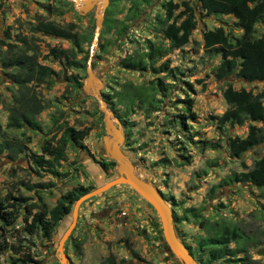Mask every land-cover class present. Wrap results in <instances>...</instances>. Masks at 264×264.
Instances as JSON below:
<instances>
[{
    "label": "rangeland",
    "instance_id": "rangeland-1",
    "mask_svg": "<svg viewBox=\"0 0 264 264\" xmlns=\"http://www.w3.org/2000/svg\"><path fill=\"white\" fill-rule=\"evenodd\" d=\"M165 1L147 0L129 21L125 15L130 0H108L105 9L110 27H100L90 59L101 83L100 95H113L126 80L135 85L154 82L159 98L156 109L146 113L142 107L126 111L120 107L123 120L115 118L123 137L120 147L136 171L162 193L172 210L178 238L194 253L198 264L205 261V252L197 251L195 243L205 232L188 216L190 207L199 209L203 217L233 221L250 235H257L260 243L248 248V255L251 264H264V185L256 188L227 177L249 169L254 159L264 154L263 140L240 157H232L229 139L243 137L250 124L264 127V122L245 119L239 124H219L216 120L227 107L221 94L226 81L234 88L256 93L264 91V80L216 79L213 67L220 61V54L202 46L203 32L217 26H222L228 36L239 35L241 30L235 26L234 18L205 14L194 0H172L178 4L173 15L183 9L182 1L193 8L196 23L188 41L179 48L167 47L166 53L149 61L144 70H127L119 64L120 57L142 50L147 40H162L167 46L157 20L164 15ZM94 11L95 6L78 14L68 0H0V198L8 191L50 208L66 191L79 186L89 191L116 174L115 165L107 166L100 160V156L107 158L101 140L106 133L97 101L83 88L85 66H69L65 58H57L50 51L64 50L74 60L89 54ZM38 20L60 26L72 24L80 40L86 39L81 51L69 39L31 31L30 26ZM254 34L264 37V21L254 24ZM18 35L27 38L26 47L34 50L36 61L56 73L51 80L28 83L44 105L36 116L39 127L35 129L6 124L7 107L17 86L8 76L11 68L2 63L20 50L22 42L15 40ZM1 41L16 44V49H8ZM163 63L166 68H162ZM70 75L82 82L79 88L68 78ZM187 99L191 100L192 115L182 119L180 115H187ZM63 126L87 128L81 140L83 146H66L64 160L51 170L35 166L31 155L39 154V144L44 140L55 142ZM6 140L21 152L13 154L2 149L1 143ZM23 223V210H19L6 230L0 226V264H59L57 242L71 223V213L55 225L50 236L40 229L27 233ZM8 244L17 247L18 253ZM163 246L160 219L153 207L130 186L117 184L80 203L63 252L68 264H178ZM25 254L30 261H21ZM207 264L238 263L218 260Z\"/></svg>",
    "mask_w": 264,
    "mask_h": 264
},
{
    "label": "trees",
    "instance_id": "trees-1",
    "mask_svg": "<svg viewBox=\"0 0 264 264\" xmlns=\"http://www.w3.org/2000/svg\"><path fill=\"white\" fill-rule=\"evenodd\" d=\"M147 0H130V5L125 15V19L131 21L139 12L140 5ZM201 11L205 14H224L231 15L235 20V26L241 30L237 36H228L222 26L208 29L202 34V46L205 50L220 54V61L213 67L216 79H226L237 77L247 82L264 80V37L255 36L254 24L264 21V0H194ZM183 9L173 15V10L178 8V4L172 0L163 3L164 15L158 17V24L161 38L167 41V46L162 40H147L142 50H135L119 58V64L127 70H144L153 58L162 57L168 48H179L183 46L189 38L191 30L195 27V15L193 8L186 1H182ZM105 9L101 26L110 27V18ZM33 32L58 36L71 40L77 51H81L85 38L80 37L72 29V24L60 26L50 21L38 20L30 26ZM123 30V28L121 29ZM7 32V31H6ZM22 42L20 50L15 52L2 66L10 67L9 78L16 84V93L12 95V102L8 105L7 126L19 128L26 126L31 129L39 127L36 116L44 108V105L36 97L33 90L28 85L41 83L44 79L51 80L55 76V71L49 66L40 64L36 61L31 47L25 36L15 39ZM8 49H16V44L1 41ZM51 53L57 58H65L69 66L84 68L88 53H84L78 59H69L64 50L50 49ZM73 55V54H72ZM166 68V63L163 67ZM167 71V70H166ZM170 70L168 69V72ZM169 74V73H168ZM78 88L82 82L73 75L70 77ZM48 82V81H47ZM157 88L152 80L146 85H135L130 81H124L113 95L101 93L103 101L111 110L113 116L121 121L123 111L142 107L146 113L156 109L159 98ZM222 98L227 104L226 109L216 117L219 124L230 123L239 124L245 119L256 122H264V91L253 93L250 89L243 87L234 88L230 82L226 81L223 88ZM184 110L187 115L180 117H191L190 99L184 101ZM187 116V117H186ZM184 123V121H183ZM61 129V124L57 125ZM1 129V126H0ZM87 128H73L63 126L60 136L55 142L44 140L39 144V154L31 155V162L35 166H45L51 170L65 158V147H82L81 140L87 134ZM264 140L263 125L256 126L250 124L247 133L243 137L234 136L228 141L229 154L232 157H240L243 152L259 144ZM2 149H8L11 153L21 152L20 148H13L6 140L1 143ZM102 164L114 166L115 163L100 156ZM229 181L247 182L250 185L260 188L264 185V154L254 159L251 167L244 171L232 172L228 176ZM214 190V186L211 187ZM88 189L82 186L66 191L60 196L50 208L42 203L27 202L24 196L12 195L6 192L0 198V226L10 225L17 217L19 210H23V230L27 233H34L37 229L42 230L45 236H50L55 225L70 212L73 202ZM36 208L35 211L32 209ZM188 216L196 221L198 226L205 232L195 243V249L205 252L204 263H213L218 260H228L238 264H251L248 255V248L257 246L260 243L257 235H250L243 227L233 221L223 219H208L200 214V210L190 207L187 209ZM29 218V219H28ZM20 242L16 243L19 246ZM14 253H18V248L8 244ZM187 249L188 246H186ZM193 258L197 260L194 253L189 250ZM30 258L27 254L22 255V262Z\"/></svg>",
    "mask_w": 264,
    "mask_h": 264
},
{
    "label": "water",
    "instance_id": "water-1",
    "mask_svg": "<svg viewBox=\"0 0 264 264\" xmlns=\"http://www.w3.org/2000/svg\"><path fill=\"white\" fill-rule=\"evenodd\" d=\"M68 1H70V3L72 4L74 10L81 15L85 14L90 8L95 6V11L93 14L94 30L91 38L89 54L85 65L86 78L83 84V88L95 98V100L97 101V107L102 113V119L106 133V135H103L101 138L104 148V155L115 163L116 174L97 187L85 192L73 202L70 209L71 223L65 229L57 242L56 250L59 254V264H68V257L63 252V243L66 238H68L72 226L76 221V213L80 203L117 184H126L130 186L135 192H137L140 196L147 200L153 207L160 219L162 241L164 245L163 247L167 255L177 260L178 264H198V262L193 258L190 251L177 236V233L173 226L172 210L170 208V205L164 199L159 189L155 187L152 182L148 181L136 171V166L132 162L131 158L120 147L123 137L120 133L119 126L115 122L116 120L111 110L107 107L100 95L99 89L101 83L99 78L95 76L91 68L90 59L92 56V52L96 47L104 9L108 3V0H99L101 3L100 11H97L96 9V0Z\"/></svg>",
    "mask_w": 264,
    "mask_h": 264
},
{
    "label": "bare ground",
    "instance_id": "bare-ground-1",
    "mask_svg": "<svg viewBox=\"0 0 264 264\" xmlns=\"http://www.w3.org/2000/svg\"><path fill=\"white\" fill-rule=\"evenodd\" d=\"M96 9H97V11H100L101 10V3H100V1L99 0H96ZM92 49H93V46H92ZM89 88V87H88ZM90 89V88H89Z\"/></svg>",
    "mask_w": 264,
    "mask_h": 264
}]
</instances>
